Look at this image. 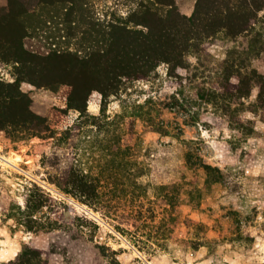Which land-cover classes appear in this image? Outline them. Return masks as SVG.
Listing matches in <instances>:
<instances>
[{
  "label": "rangeland",
  "instance_id": "1",
  "mask_svg": "<svg viewBox=\"0 0 264 264\" xmlns=\"http://www.w3.org/2000/svg\"><path fill=\"white\" fill-rule=\"evenodd\" d=\"M173 1L190 16L197 0ZM252 1H227L239 7L231 28L192 41L182 66L119 82L102 105L98 89L78 111L68 85L21 83L46 121L36 134L0 129V262L27 245L41 264H264V0ZM141 6L166 10L0 0V37L18 42L3 19L27 8L31 52L94 49L108 24L144 17ZM247 12L249 31L235 33ZM17 67L0 58V79ZM88 78L108 86L100 70Z\"/></svg>",
  "mask_w": 264,
  "mask_h": 264
},
{
  "label": "trees",
  "instance_id": "2",
  "mask_svg": "<svg viewBox=\"0 0 264 264\" xmlns=\"http://www.w3.org/2000/svg\"><path fill=\"white\" fill-rule=\"evenodd\" d=\"M227 1L229 0H197L192 14L187 16L176 10L173 0H153L156 6H165L166 10L159 6H141L140 13L144 17L108 24L106 31L93 39L94 42L101 43L94 49H78L73 53L69 50H53L41 55L31 52L21 40L30 27L26 22L32 16L29 9L12 11L11 8L7 18L3 19V24L12 21L22 33L18 36V42H13L10 37H0L1 60L18 66L12 71L13 81L4 82L0 79V129L18 125L23 129H31L32 134H36L34 131L39 130L41 123L46 121V118L30 109L31 98L21 89L22 82L50 89L53 86L68 85L71 88L68 106L83 111L86 99L93 89L100 91L102 105L115 90L114 94L117 93L119 82L148 76L161 62L169 64L171 68L182 66L183 57L193 47L192 41L203 40L221 28L230 27L228 21L239 11V7L225 4ZM255 8L262 9L263 5ZM249 16L251 18L253 13L247 18L243 14L239 16V29L235 33L249 31L250 27L244 25L245 21L248 23ZM130 24L141 25L142 28H131L128 26ZM255 41L258 40L251 39L250 42L252 52H255ZM101 60L106 68L102 67ZM107 61L111 62L109 66ZM99 70L108 79L106 88L88 78ZM242 78L240 76L241 81ZM41 260V253L37 249L24 245L15 259L0 264H41Z\"/></svg>",
  "mask_w": 264,
  "mask_h": 264
},
{
  "label": "crops",
  "instance_id": "3",
  "mask_svg": "<svg viewBox=\"0 0 264 264\" xmlns=\"http://www.w3.org/2000/svg\"><path fill=\"white\" fill-rule=\"evenodd\" d=\"M4 255H7V253H3ZM17 253H15V255H16Z\"/></svg>",
  "mask_w": 264,
  "mask_h": 264
}]
</instances>
